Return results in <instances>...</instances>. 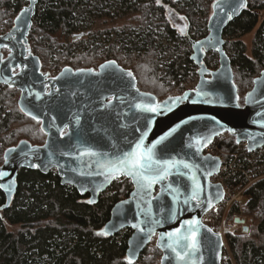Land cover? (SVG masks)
I'll return each instance as SVG.
<instances>
[{
	"label": "water",
	"instance_id": "95a60500",
	"mask_svg": "<svg viewBox=\"0 0 264 264\" xmlns=\"http://www.w3.org/2000/svg\"><path fill=\"white\" fill-rule=\"evenodd\" d=\"M29 2L11 31L0 36V85L21 93L20 111L30 120L41 122L46 141L42 146L21 141L5 153V162L0 166V188L6 196L4 209L10 208L16 194L21 169L36 168L43 175L56 171L63 186L75 188L82 197L89 195L91 205H97L114 182L125 178L131 181L133 190L128 199L114 206L104 231L108 237L132 231L125 252L128 259L131 256L133 262H138L156 239V247L162 252L159 264H192V260L196 264H222L225 237L214 231L208 232L210 228L202 223L205 214L219 205L223 197L221 185L211 182L220 174L222 162L220 158L205 156L204 150L226 133L236 135L237 144L246 141L250 152L264 147V72L254 81L253 88L244 98V105L240 106L231 62L224 50V31L231 20L241 15L247 0H220L214 5L213 16L207 25L208 36L193 44L192 60L199 68L196 89L162 102L152 94L141 92L133 72L119 67L114 61L102 64L97 71L66 68L55 78L41 73L40 59L28 54L27 49L37 8V0ZM236 4L240 6L233 12ZM25 10L30 11L26 13ZM5 48L11 54L3 63L1 51ZM209 52L218 53L219 67L215 71L208 70L203 63ZM18 68L20 72L14 76L12 72ZM128 72L135 77L134 82L126 75ZM197 90L202 94L198 96ZM186 94V99L175 103ZM137 104L161 108L167 104L171 111L160 115L141 112L135 107ZM141 133H146V147L166 137L157 145V156L189 163L191 171L181 167L183 176L169 175L166 180L141 192L131 178L121 175L109 179L105 170L97 165V157L81 154L89 149L100 153L127 151ZM192 174L203 188L199 203L190 199ZM173 188H179V194ZM174 196L177 197L175 200ZM186 199L187 204L184 203ZM172 209L176 212L174 219L170 218ZM145 212L150 214L146 217ZM151 219H159L161 223L154 226V232L148 233L153 227L148 222ZM193 219L202 224L198 237L200 252L192 260H181L166 247L167 234L181 228L184 221ZM244 223L240 219L235 221L239 225ZM134 224L145 231L140 232ZM183 244L182 241L177 249L182 254Z\"/></svg>",
	"mask_w": 264,
	"mask_h": 264
},
{
	"label": "trees",
	"instance_id": "16d2710c",
	"mask_svg": "<svg viewBox=\"0 0 264 264\" xmlns=\"http://www.w3.org/2000/svg\"><path fill=\"white\" fill-rule=\"evenodd\" d=\"M110 1L114 3L109 4ZM178 2L184 3L180 11L189 20V36L180 35L171 26L165 6L157 0H37L28 46L40 59L42 68H46L47 61L51 60L56 71L62 68L63 59H73L77 65L90 61V67L94 60L103 59L105 63L114 61L123 69H126L124 65L137 60L139 65L130 71L137 78L138 89L162 102L174 96L164 98L143 91L142 76L147 74L167 92L183 94L191 90L199 69L192 60L193 44L209 34V19L198 15L200 9H209V1ZM175 3L169 2L172 6ZM29 4V0H0V34L12 29L15 19ZM263 12L264 0H247L246 8L229 22L223 34L224 50L231 62L240 106L244 105L242 95L264 72ZM126 15L138 16V23L127 24L121 29H106L100 34L116 36L115 42L105 45L81 40L76 46L75 34L88 29L96 17L119 21ZM254 31L249 55L242 39ZM218 62L217 52L205 54L203 63L208 70H217ZM10 91L12 95L17 93L11 88L0 90V150L13 146L8 142L7 133H10L11 124L20 120L38 125L40 134L35 138L38 142L46 136L39 129L41 122L26 117L20 111L18 101L13 105L10 103ZM8 108H12L10 112ZM37 140H34L36 143L26 138L21 141H28L32 146L44 145H38ZM236 148L234 137L228 135L219 139L218 149L229 155L227 160L235 168L246 159ZM234 154L237 159L232 156ZM242 172L230 177L228 184L244 186L247 181ZM132 190L131 181L121 178L100 197L97 205H91L89 195L82 197L75 188L63 186L56 171L43 175L36 168L21 169L10 208L4 209L6 196L0 188V264H128L125 252L132 231H124L115 237L98 233L104 232L114 206L128 199ZM245 198L247 204L243 214L236 206L230 210L233 225L237 219L245 223L239 232H227L228 249L236 264H264V178L248 187ZM151 247L150 244L140 260L133 264H159L162 252Z\"/></svg>",
	"mask_w": 264,
	"mask_h": 264
},
{
	"label": "snow or ice",
	"instance_id": "6c2138e0",
	"mask_svg": "<svg viewBox=\"0 0 264 264\" xmlns=\"http://www.w3.org/2000/svg\"><path fill=\"white\" fill-rule=\"evenodd\" d=\"M239 6V4L234 5L232 11L235 12ZM28 11L30 10H25L26 13ZM229 18H231V16H229ZM5 47L7 46L5 45ZM111 63L114 64V62ZM126 75L133 82L135 81V77L131 72L126 73ZM137 92H139L138 89ZM201 94V91L197 90V95L199 96ZM186 98L187 94L185 97L177 98L175 103H180ZM113 99H115V97H113ZM135 107L141 112H150L156 115H160L165 111H171V106L167 104H165L163 108L159 105L153 107L151 104H137ZM33 119H36V117L33 116ZM170 134L171 133H169V135ZM145 136L146 133H141V136L133 142V146L127 151L117 150L115 153H100L89 149L81 154L89 157H97V165L105 170L106 177L109 179H116L121 175L131 178L133 182L137 184L138 189L141 192H143L145 188H151L153 184L159 181L166 180L169 175L183 176L184 173L180 171L181 167L191 171L192 165L189 163L175 159H161L157 156V145L163 143L166 137H161V139L156 141L155 144H152L150 147H146L144 141ZM190 179L192 182L190 199L196 200L199 203V198L203 188L197 180L195 174H192ZM168 187L171 188V185ZM172 190L179 194V188H173ZM219 195L220 194L218 193V196ZM176 198L177 197L174 196L173 200ZM184 203L187 204L188 200L186 199ZM208 203L211 205V200H209ZM149 214V212H145L146 217ZM175 216V209H172L170 211V218L174 219ZM148 222L153 225V227L148 229V233L154 232V226L161 223L159 219H151ZM141 223H144V221ZM133 227H137L140 232L145 231L144 228L139 227L138 225L134 224ZM201 227L202 224L199 220L193 219L184 221L181 228L176 229L173 233L167 234L169 242L166 244V247L171 249V251L176 254L177 258L181 260H184L185 258L192 260V258L200 252V242L198 237ZM207 231L211 232L212 230L207 229ZM98 235H107V231L98 233ZM161 240H164V234L161 235ZM182 241L184 242L183 254L177 250L181 246ZM128 264H133L131 256L128 259ZM192 264H196V261L192 260Z\"/></svg>",
	"mask_w": 264,
	"mask_h": 264
},
{
	"label": "rangeland",
	"instance_id": "374dc122",
	"mask_svg": "<svg viewBox=\"0 0 264 264\" xmlns=\"http://www.w3.org/2000/svg\"><path fill=\"white\" fill-rule=\"evenodd\" d=\"M170 1L176 2L175 6H172V4H169ZM178 1H180V0H157V3L163 4L165 6V9H166L165 15H166L167 19L169 20L171 26L174 27L180 35L189 36V30H190L189 20H188L187 16L180 11V8H181V6H184V3L183 2L181 3ZM204 1L206 3L209 1V3H210L209 9L207 11H205L204 9L203 10L200 9L198 15L200 18L207 17L210 20L211 17L213 16L214 5L217 3V1L216 0H204ZM116 2H117V0H116ZM110 3H114V1L113 2L110 1L109 4ZM263 14H264V12H263ZM15 21H16V19H15ZM15 21H14V24H15ZM138 21H139L138 16H135V18H134V16H127L126 15L123 19H121L119 21H113V20L104 19L101 17H96L95 21L90 23V27L88 29L75 34L74 42H75L76 46L81 40H85V41L91 40V41L96 42V43H102L103 42V44L108 45L110 43L115 42V39L117 37L116 36H110V37L100 36V34L103 31H105L106 29H112L115 27L121 29V28H123V26H125L127 24H137ZM14 24H13V27H14ZM84 24H87V23L85 22ZM9 30L6 29L5 32H3L2 34L5 35L6 33H9L10 32ZM255 33H256V31H254L253 33H251L247 36H244L242 39L243 42L246 44V49H247V52L249 55L252 52L253 40H254ZM2 34H0V35L2 36ZM29 52L32 53V50L30 47H29ZM79 53L81 55H85V53L82 51H80ZM102 60L101 61L94 60L93 61L94 64L91 63L93 65H91V67H90L88 64V63H90V61L84 62L82 65H77L74 63L73 59H70V60L63 59L62 60V68L58 71L54 70L53 62L51 60H48L46 68L43 67L41 70H42V73L47 75L49 78H55L63 69H66V68L73 69L74 71H83V70L97 71L98 67H100L102 64L105 63ZM136 65H139L138 61L133 60V63H128L124 66L127 70H133V68ZM84 66H86V67H84ZM149 77L150 76H148L147 74L142 76V78H144V80L141 82V84H142L141 89L143 91H146V92L151 91V92H154L155 94L159 95L160 97H164V98H168L171 95H173L174 97H177L178 95L182 96L185 93V92L183 94L181 93L182 94L181 95L177 91L167 92V90L166 91L163 89L161 90V87H159L157 84H155V81L150 79ZM148 79H150L149 82L146 81ZM198 81H199V77L190 86L189 89L195 90L197 87ZM253 85H254V83H253ZM253 85L251 86V88L248 89L247 93L253 88ZM0 89H2V88H0ZM10 93L11 94H9V95H11L10 96L11 98L10 97L9 98H10L11 102L10 101L9 102L13 105L15 102L17 103V101L19 100L20 94L17 92L15 95H12V91H10ZM247 93L242 95V97H243L242 98L243 99L242 104H244V101H245L244 98L246 97ZM239 98H240V96H239ZM11 109L12 108H8V111L10 112ZM20 121L21 122L18 121L17 123H12L10 126V129H9L10 133H7L8 134L7 139H8L9 144H11V143L13 144V146L11 147L12 149L16 148L17 145L24 138L28 139V141H30L31 143H36V141H34V140H37L35 138L37 137V134H40V132L38 130V125H36V124L33 125V124H31V122H29L26 119L23 121L22 120H20ZM39 129L42 130L41 123L39 124ZM45 141H46V136L42 137V141L39 140V142H38V140H37V142H38L37 144L38 145L44 144ZM11 148H2L0 150V166L3 165V163L5 162V159H4L5 153L7 152V150H9ZM122 179H125V178H122ZM120 180H121V178L117 181H120ZM229 213L230 212H228L226 214L221 213L220 216L215 219L216 224L219 226L221 224H224L225 227L227 228L228 232H235V231L239 232L241 230L243 224L242 225H235V224L233 225V221L229 218ZM226 243H227V240H226ZM151 246H152L151 248H153V249L157 248L156 247V239H153ZM227 247H228V245H227ZM228 251H229V249H228ZM228 253H229V255H231V257L233 259V264H236L231 252L229 251Z\"/></svg>",
	"mask_w": 264,
	"mask_h": 264
},
{
	"label": "built area",
	"instance_id": "2783aa9c",
	"mask_svg": "<svg viewBox=\"0 0 264 264\" xmlns=\"http://www.w3.org/2000/svg\"><path fill=\"white\" fill-rule=\"evenodd\" d=\"M229 133L223 134L222 136H228ZM219 136L216 138L211 145H208L204 150L205 156L217 157L220 158V162H222L221 171L218 176L214 177L211 182L213 184L221 185L223 189V197L221 198V203L213 209H211L205 216L202 218L203 225L209 227L215 233L221 234L222 237L226 236L228 230L224 224L220 226L216 224V218L220 216V214L228 213L235 206L238 207V211L240 214H243L244 208L246 207L247 200L245 198V191L248 189L250 185L255 183L257 180L264 178V147L260 149L250 152L249 144L244 141L238 145L237 152H242L246 159L244 160V164H239L238 167H234V164L228 162V154L222 152L218 149L219 139L222 137ZM234 137L236 140V135H230ZM235 159H237V155H232ZM246 167V169H245ZM245 176L247 183L244 186L235 185L232 186L228 184V179L230 177H235V174L238 171L241 172ZM240 177V176H239ZM238 177V178H239ZM240 179V178H239ZM227 243L225 238V248L222 258V264H233V259L231 255H229V251L227 249Z\"/></svg>",
	"mask_w": 264,
	"mask_h": 264
},
{
	"label": "flooded vegetation",
	"instance_id": "af4514ba",
	"mask_svg": "<svg viewBox=\"0 0 264 264\" xmlns=\"http://www.w3.org/2000/svg\"><path fill=\"white\" fill-rule=\"evenodd\" d=\"M9 31H11V30H9ZM8 31V32H9ZM7 34V33H6ZM3 35V34H2ZM1 36V35H0ZM4 36V35H3ZM29 37V36H28ZM28 45H29V42H28ZM27 45V49H28V51H29V46ZM11 54V52L7 49V48H5V49H3L2 51H1V62H5L6 60H7V58L9 57V55ZM32 54V53H31ZM41 69H42V65H41ZM20 69L18 68L17 70H13V75L14 76H16V74H18L20 71H19ZM41 73H42V70H41ZM0 88H2V89H0V90H6L7 88H10V87H8V86H5V85H0ZM11 89H14V88H11ZM19 94H21L19 91H17ZM19 101V100H18Z\"/></svg>",
	"mask_w": 264,
	"mask_h": 264
},
{
	"label": "bare ground",
	"instance_id": "6f19581e",
	"mask_svg": "<svg viewBox=\"0 0 264 264\" xmlns=\"http://www.w3.org/2000/svg\"><path fill=\"white\" fill-rule=\"evenodd\" d=\"M28 54H31L29 51H28ZM33 55V54H32ZM28 57V56H27ZM107 63V62H106ZM242 186V184H240Z\"/></svg>",
	"mask_w": 264,
	"mask_h": 264
}]
</instances>
